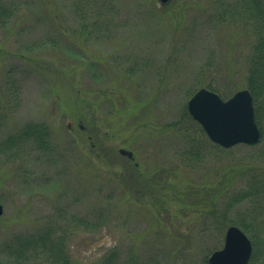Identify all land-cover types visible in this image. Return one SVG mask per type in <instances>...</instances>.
Instances as JSON below:
<instances>
[{
  "label": "rangeland",
  "instance_id": "374dc122",
  "mask_svg": "<svg viewBox=\"0 0 264 264\" xmlns=\"http://www.w3.org/2000/svg\"><path fill=\"white\" fill-rule=\"evenodd\" d=\"M0 1L18 5L0 26V113L6 115L0 261L8 241L17 245V238L50 223L66 231L62 223L73 215L92 220L113 193L105 226L72 229L65 246L70 264H100L114 249L122 258L136 251L133 264H205L224 246L231 225L256 232L261 251L254 264H264L261 129L255 145L223 149L209 140L202 161L190 166L180 152L191 148L168 129L197 90L211 87L226 100L248 89L256 38L244 21L229 17L237 0H40L35 7ZM82 27L91 35L83 38ZM50 31L60 34L64 48H20ZM31 122L50 127L59 156L54 166L34 152L31 159L1 158L7 136ZM23 167L41 176L19 179ZM56 171L68 176L45 185ZM29 254L26 264L50 263L45 254Z\"/></svg>",
  "mask_w": 264,
  "mask_h": 264
},
{
  "label": "trees",
  "instance_id": "16d2710c",
  "mask_svg": "<svg viewBox=\"0 0 264 264\" xmlns=\"http://www.w3.org/2000/svg\"><path fill=\"white\" fill-rule=\"evenodd\" d=\"M38 1L40 0H26L25 4L30 7L36 5ZM217 2L224 3L225 0H217ZM233 5V12L228 13L230 15V19L234 18L235 21H244L245 24L249 25L256 38L251 60L249 62L247 88L254 98L256 121L262 131L263 137L264 130L261 126L260 113L264 110V0H237V3L235 2ZM17 6V3H13L10 7L0 1V26L3 27L6 23L11 21L17 13ZM42 8L43 7L41 6V10H39L40 12H42ZM43 16L47 18V16ZM49 30L56 31L52 28ZM79 33L81 35L84 34L82 35L83 38L91 35L90 31H84V27L81 28V32ZM61 42H63V40L60 34H54L50 31L46 34L43 40L31 41L30 43H27L26 46L20 45V48L27 52H31L34 48L35 50L39 48L45 49L46 46L62 49L64 48V43L62 44ZM69 53L72 55V53H77V51H70ZM20 56L24 55L20 54ZM210 89L219 93L216 89L211 87ZM5 119L6 115L4 113H0V125L4 123ZM168 127V129L179 132V134L184 138L183 141L188 144L189 148H191L190 151L192 152L185 149L186 147H184V150H181L182 153L180 152V156L183 161L187 163V166H190V162L196 163L202 161V145H205L206 142L209 143V139H207L208 137L202 127L193 120L188 111L186 110L178 119L169 123ZM26 145H29L31 151L26 147ZM1 147L3 151L1 152V158L5 160L4 162H9L11 160L16 161L20 157L31 159L35 157L32 156V152L36 153V160H42V162L47 165L54 166V164H56L59 160V156L56 155L57 147L52 141V132L48 124L45 122H31L23 124L16 129V131L7 136L5 145ZM19 168L20 167L18 166V169ZM23 169L24 170L21 169L18 173V178L20 177L19 179L26 180L27 177H30V180L33 181L34 179H32V176L35 174L37 177L41 176L33 171L27 173V169L24 167ZM58 174L68 176L67 172L56 171L52 175L48 176L44 182L45 185H51L50 183L53 184V181L56 182L58 180V178H56ZM97 174L102 176L99 171ZM102 178L104 179L103 176ZM253 178L254 177H252V179ZM39 179L43 181V177ZM42 185L43 184L40 183L39 187H42ZM111 198H113V193L108 194L107 198L105 197L108 204L97 209L96 215L92 220L87 217L84 218L75 215L71 216L69 219L70 222L69 220H64L61 227H67L66 231H60V233H58L57 229L52 227L54 224L50 223L47 226L40 227L36 231L31 232L32 234L28 238L25 236L17 238V240H19L17 245H15V241H12L11 243L8 241L2 247V253L5 257V261H0V264H26L28 263L29 253H32L33 256L31 258L34 259L40 258L44 256V254L47 255L50 259L49 264H70V255L65 249L68 237L72 231L78 227H82L83 229H98L105 226L110 217L107 213L112 205L109 202ZM59 210L62 211L63 209L61 208L58 209V211ZM242 229L250 236L254 245V255L252 256L249 264H254V261H258V263H260L259 256L261 250L259 251L258 247L259 237L254 230L247 229L245 226H243ZM137 259L138 255L136 251H130L127 253L125 258H122L116 249H114L110 253H105L100 258V264H133L137 261ZM204 262L205 264H208L207 258Z\"/></svg>",
  "mask_w": 264,
  "mask_h": 264
},
{
  "label": "water",
  "instance_id": "95a60500",
  "mask_svg": "<svg viewBox=\"0 0 264 264\" xmlns=\"http://www.w3.org/2000/svg\"><path fill=\"white\" fill-rule=\"evenodd\" d=\"M187 109L208 138L223 148L238 144L254 145L261 138L255 120L254 99L248 89L237 91L224 100L216 92L201 88L188 100ZM120 154L133 158L131 151L120 149ZM3 213L4 207L0 201V217ZM252 252L249 237L237 226H230L225 233L224 246L209 256L208 263L248 264Z\"/></svg>",
  "mask_w": 264,
  "mask_h": 264
},
{
  "label": "bare ground",
  "instance_id": "6f19581e",
  "mask_svg": "<svg viewBox=\"0 0 264 264\" xmlns=\"http://www.w3.org/2000/svg\"><path fill=\"white\" fill-rule=\"evenodd\" d=\"M259 141H260V140H259ZM223 149H226V148H223ZM231 226H235V225H231ZM214 251H216V250H214ZM214 251H213V252H214ZM213 252H212V253H213ZM212 253H211V254H212ZM211 254H210V255H211ZM251 259H252V256H251Z\"/></svg>",
  "mask_w": 264,
  "mask_h": 264
}]
</instances>
